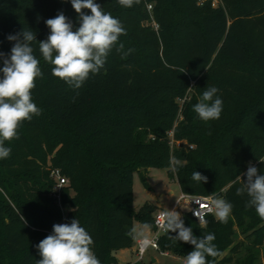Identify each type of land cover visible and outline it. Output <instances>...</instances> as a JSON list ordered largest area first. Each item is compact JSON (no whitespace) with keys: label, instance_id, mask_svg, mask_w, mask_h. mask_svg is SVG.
<instances>
[{"label":"trees","instance_id":"16d2710c","mask_svg":"<svg viewBox=\"0 0 264 264\" xmlns=\"http://www.w3.org/2000/svg\"><path fill=\"white\" fill-rule=\"evenodd\" d=\"M198 1L124 8L95 0L125 28L124 49L113 48L100 72L73 90L52 75L38 47L50 34L45 21L61 11L79 27L70 0H0V52L10 54L9 34L30 28L43 73L32 90L41 115L21 124L19 138L5 142L10 156L0 159V264L41 259L36 246L63 218L53 168L69 179L61 193L66 223L79 220L100 264H120L115 251L134 245V223L154 227L155 203L134 209V174L151 167L167 168L184 193L233 205L226 223L214 214L204 224L191 211L182 217L197 237L215 235L218 255L208 264H264V219L246 206L247 195H236L249 164L264 175V0ZM209 86L219 89L223 110L205 122L193 105ZM170 131L194 148L172 150ZM195 171L207 183L193 180ZM176 235L163 234L160 248L185 260L193 246Z\"/></svg>","mask_w":264,"mask_h":264},{"label":"clouds","instance_id":"9594fccd","mask_svg":"<svg viewBox=\"0 0 264 264\" xmlns=\"http://www.w3.org/2000/svg\"><path fill=\"white\" fill-rule=\"evenodd\" d=\"M67 2V0H62ZM78 14L79 27L73 30V23L61 11L54 18L45 21L50 29L46 40L39 41V52L45 62L52 65V75L63 80L71 89L78 90L89 79L90 75L100 72L109 53L116 48L123 51L124 44L120 37L126 30L119 19L110 12H105L95 0H70ZM139 0H117L124 8H131ZM84 10H89L86 14ZM14 41L10 54L0 52V159L10 156L11 148L5 142L18 139V129L24 121H31L33 116L41 115V109L33 102L32 90L35 81L42 77L40 60L34 54L32 46L36 34L30 28L22 29L16 34L7 36ZM118 45V47H117ZM132 49L128 50L131 53ZM219 89L209 86L203 91L199 101L193 105V111L205 122L220 118L223 100L217 95ZM76 95L79 93L77 91ZM75 100V97H73ZM260 161L264 163V158ZM246 180L236 190V195H247L246 206L255 209L257 215L264 219V175L258 168L249 164ZM192 179L207 183V176L193 172ZM233 205L221 198H214L210 211L222 223L231 215ZM164 228L176 232L175 238L191 244L184 264H208L207 257L218 255L213 241L215 235L209 233L203 237L194 235L191 227H186L178 212L166 214ZM94 241L78 219L70 223L53 225L52 234L42 239L36 246L41 259L37 264H100L92 245ZM145 245L150 242L145 239Z\"/></svg>","mask_w":264,"mask_h":264},{"label":"rangeland","instance_id":"374dc122","mask_svg":"<svg viewBox=\"0 0 264 264\" xmlns=\"http://www.w3.org/2000/svg\"><path fill=\"white\" fill-rule=\"evenodd\" d=\"M143 177H145L147 185L144 184ZM133 185L135 211H138L147 201L155 203L160 209L162 208L171 211L174 209L176 202L182 193L177 179L169 176L167 168L161 167H151L148 170L142 169L136 171L134 174ZM72 193L74 192L72 191ZM190 210V203L187 201H181L177 204L174 212H178L181 217H183V215ZM135 224L138 225V221L134 223V226ZM134 234L136 237L137 233L135 231ZM243 238L244 235H239L238 239L241 240ZM115 253L121 263L137 260V255L132 248L117 250ZM149 253H153L156 256L158 260L156 264H184V259L172 254H162L152 248L149 249ZM143 264H149V258L147 256L145 257Z\"/></svg>","mask_w":264,"mask_h":264},{"label":"built area","instance_id":"2783aa9c","mask_svg":"<svg viewBox=\"0 0 264 264\" xmlns=\"http://www.w3.org/2000/svg\"><path fill=\"white\" fill-rule=\"evenodd\" d=\"M208 0H199L198 4L202 5ZM213 7H218L222 5V0H209ZM148 8L152 9V4H148ZM155 28H159V25L154 21L153 23ZM170 136V145L172 150L178 146H187L190 149L194 148L193 144L188 143L186 140H176L174 138V132H169ZM152 138H154L152 136ZM51 176L55 179V187L53 191L54 197L58 200L59 205L63 210V218L59 223H66V208L62 204L61 193L62 188L69 184V179L62 173L59 168L51 169ZM214 197L212 196H201V195H192L182 192L179 199L176 202L174 209L171 211H167L165 209H158L154 214V227L151 230V234L149 236L141 237L137 240L135 244V253L137 255V260L132 262H127L123 264H143L145 257L150 248L161 252L162 254H170L168 251H163L159 245L160 237L167 232L164 228V224L166 223V214L170 212H174L178 203L181 201H187L191 205V212L193 216L201 223L204 224L206 222V218L209 214H214L213 211H210L211 203ZM52 231H49L52 234ZM147 239L150 243L145 245L144 241Z\"/></svg>","mask_w":264,"mask_h":264},{"label":"crops","instance_id":"0c3cea01","mask_svg":"<svg viewBox=\"0 0 264 264\" xmlns=\"http://www.w3.org/2000/svg\"><path fill=\"white\" fill-rule=\"evenodd\" d=\"M158 209H160V208L158 207ZM134 229H135L134 231L137 233V235L135 237V243H134V245L132 247H129V248H132V250L135 252V244H136L137 240L139 238H141V237L149 236L151 234L152 228L147 227V226H145V225H143V224L138 222V225L135 224ZM115 256L117 257L116 253H115ZM147 257L149 258V261H152L154 264H156L158 262L156 256L153 253H149V251H148ZM117 259L119 260L118 257H117ZM119 263L123 264L120 261H119Z\"/></svg>","mask_w":264,"mask_h":264}]
</instances>
